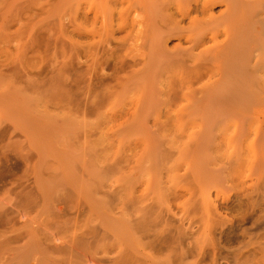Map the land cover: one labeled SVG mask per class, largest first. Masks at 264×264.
<instances>
[{"label": "rangeland", "instance_id": "rangeland-1", "mask_svg": "<svg viewBox=\"0 0 264 264\" xmlns=\"http://www.w3.org/2000/svg\"><path fill=\"white\" fill-rule=\"evenodd\" d=\"M0 264H264V0H0Z\"/></svg>", "mask_w": 264, "mask_h": 264}, {"label": "bare ground", "instance_id": "bare-ground-1", "mask_svg": "<svg viewBox=\"0 0 264 264\" xmlns=\"http://www.w3.org/2000/svg\"><path fill=\"white\" fill-rule=\"evenodd\" d=\"M19 212H20L21 214L23 213V212H21V211H19ZM24 213H25V212H24ZM19 216H20V215H19ZM24 216H25V215H24ZM55 237H56V236H55ZM55 240H58V241H60V242L63 241V240H61L60 238H57V239H55ZM63 242H65V241H63ZM57 243L59 244V242H57ZM57 243H56V244H57ZM61 243H62V242H61ZM56 246H57V245H56ZM73 248H74V247H73ZM73 248H72V249H73ZM89 256H90V255H89ZM86 258H87V256H86ZM90 259H91V258H90ZM86 260H87V259H86ZM89 261H91V260H89ZM93 262H94V261H93ZM90 263H91V262H90Z\"/></svg>", "mask_w": 264, "mask_h": 264}]
</instances>
